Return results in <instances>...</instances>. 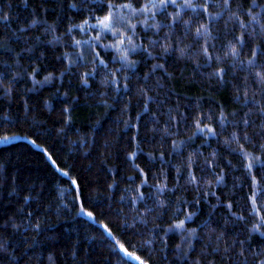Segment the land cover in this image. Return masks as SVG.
<instances>
[{"label": "trees", "instance_id": "trees-1", "mask_svg": "<svg viewBox=\"0 0 264 264\" xmlns=\"http://www.w3.org/2000/svg\"><path fill=\"white\" fill-rule=\"evenodd\" d=\"M152 3L0 0V264L264 259V0Z\"/></svg>", "mask_w": 264, "mask_h": 264}, {"label": "snow or ice", "instance_id": "snow-or-ice-1", "mask_svg": "<svg viewBox=\"0 0 264 264\" xmlns=\"http://www.w3.org/2000/svg\"><path fill=\"white\" fill-rule=\"evenodd\" d=\"M169 3L175 5L176 4V0H159V4L152 3L151 6L154 7V8L155 7L166 8ZM185 6L186 7H195V5H193L191 3V0H186ZM225 6L226 7L229 6L228 5V0H225ZM125 7H128V5H125ZM143 11H148L147 6L143 9ZM3 19L5 21H7L8 20V16L7 15H4ZM111 20H112V16H111V14H109V16H106L104 19L99 20V24L102 25L103 28L108 29ZM33 23H35V21H33ZM85 23H87V22H85ZM197 32L199 33V29H197ZM97 39H99V37H97ZM241 42H243V41H241ZM77 43H79V42L77 41ZM120 43L123 44L124 43V40L121 39L120 40ZM204 52H205V54H207V49H204ZM251 55L253 57H257V58L264 57V47H259L258 51H251ZM124 58L126 59V55L124 56ZM100 62L103 63V61H100ZM249 63H250V65L252 67H256L257 66V65H255L254 61H250ZM156 67H162V65H157ZM221 71H223V69H221ZM255 75L257 77H259L262 81H264V73H262V72H256ZM45 79L48 80V79H50V77H46ZM34 83H39V81H34ZM261 111L264 112V108H261ZM244 122L247 123V121H244ZM262 150H264V146H262ZM133 155H135V154H133ZM248 167H249V169H251L253 167V164L252 163H249ZM64 175H67V173H64ZM195 179H196V177L193 176L192 177V180H195ZM72 183H76V181H72ZM262 191H264V190H262ZM228 207L231 208L232 205H229ZM81 211H83V209H81ZM87 215L89 217H91L93 215V213L92 212H88ZM188 218L190 219L191 216H189ZM241 219H243V217H241ZM182 226H183V221H181L179 224L175 225L176 228H181ZM261 227H264V217H262L261 221L258 224H254L253 225L252 231L258 232L261 236H264V232H261L260 231ZM37 228H39V225H37ZM241 245H243V242H241ZM121 250H123L122 247H121ZM226 251H227V249H226ZM127 255L129 257H131L132 254L131 253H127ZM240 255L243 256L244 255V252L242 251L240 253ZM254 256L256 258H258V259L260 257H264V250H261L260 252L255 253ZM136 259L139 260L140 257L137 256ZM246 260H247V257H245V261ZM141 264H144V262L141 261ZM259 264H264V259H259Z\"/></svg>", "mask_w": 264, "mask_h": 264}, {"label": "rangeland", "instance_id": "rangeland-1", "mask_svg": "<svg viewBox=\"0 0 264 264\" xmlns=\"http://www.w3.org/2000/svg\"><path fill=\"white\" fill-rule=\"evenodd\" d=\"M159 4V3H158Z\"/></svg>", "mask_w": 264, "mask_h": 264}]
</instances>
